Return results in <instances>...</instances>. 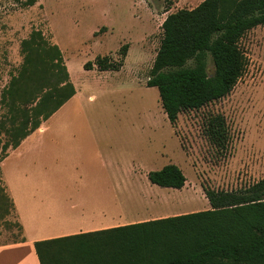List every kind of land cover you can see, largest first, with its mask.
I'll use <instances>...</instances> for the list:
<instances>
[{"label": "rangeland", "instance_id": "obj_1", "mask_svg": "<svg viewBox=\"0 0 264 264\" xmlns=\"http://www.w3.org/2000/svg\"><path fill=\"white\" fill-rule=\"evenodd\" d=\"M201 1L36 0L24 6L17 0H0V163L1 148L9 140L6 127L11 115L2 93L24 65L20 44L31 31L39 30L58 46L76 91L30 133L28 148L25 144L8 156L6 174L16 170L21 160L27 162L29 177L38 181L68 178L77 184L79 179L83 183L102 179L112 184L122 171L132 170L137 174L138 194L147 199L146 209L137 207L135 216L150 215L152 219L209 208L204 186L230 190L263 178L264 25L251 28L240 38L245 67L231 91L198 109L179 113L174 124L163 111L157 88L146 85L164 18ZM123 44L128 48L118 71L83 68L96 55L117 58ZM208 68L212 69L210 63ZM36 69H31L30 82H16L9 99L16 104L17 110L12 111L16 118L23 117V106L34 105L24 102L39 87L35 79L40 70ZM215 114L225 120V149L214 146L205 134L206 121ZM7 150L9 154L12 149ZM167 163L183 171L186 182L182 188L149 182L147 173ZM84 193L95 195L93 189ZM22 236L0 172V244L19 241ZM66 255L61 253L63 258ZM66 262L62 264H74Z\"/></svg>", "mask_w": 264, "mask_h": 264}, {"label": "trees", "instance_id": "obj_2", "mask_svg": "<svg viewBox=\"0 0 264 264\" xmlns=\"http://www.w3.org/2000/svg\"><path fill=\"white\" fill-rule=\"evenodd\" d=\"M35 1L17 0L24 6ZM258 25H264V0H202L193 8H180L166 15L146 85L157 88L170 124L176 122L179 113L198 109L231 91L245 67L239 40ZM20 45L24 65L2 93L11 115L6 127L9 140L1 148V160L8 155V148H17L76 92L56 44L33 30ZM127 48V44L121 45L117 58L96 55L83 68L118 71ZM37 67L40 74L35 82L39 87L24 102L34 105L29 109L23 106V117L16 118L12 114L16 104L9 99L19 81L33 79L31 69ZM205 134L217 148L227 147L228 132L222 115L208 117ZM147 178L151 184L175 189L186 182L183 171L174 163L150 170ZM202 189L209 203L204 210L35 241L39 262L264 264V177L237 189ZM62 252H66L65 258Z\"/></svg>", "mask_w": 264, "mask_h": 264}, {"label": "crops", "instance_id": "obj_3", "mask_svg": "<svg viewBox=\"0 0 264 264\" xmlns=\"http://www.w3.org/2000/svg\"><path fill=\"white\" fill-rule=\"evenodd\" d=\"M30 138L31 134L0 163L1 176L23 234L19 241L0 244V264H40L35 241L152 219L150 215L135 216L137 207L146 209L147 199L138 194L137 174L132 170L122 171V176L112 184L102 179L91 183L79 179L77 184L68 178L58 182L38 181L29 177L27 162L21 160L16 170L6 174L8 156L25 144L28 148ZM87 189H93L95 195L84 193ZM160 217L165 216L153 218Z\"/></svg>", "mask_w": 264, "mask_h": 264}]
</instances>
